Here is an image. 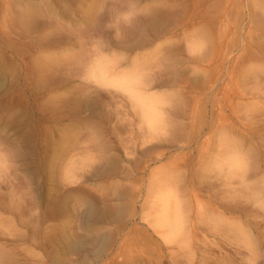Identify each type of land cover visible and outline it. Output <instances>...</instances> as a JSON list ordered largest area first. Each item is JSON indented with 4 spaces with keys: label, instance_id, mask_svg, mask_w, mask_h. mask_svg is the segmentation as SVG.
Masks as SVG:
<instances>
[{
    "label": "rangeland",
    "instance_id": "rangeland-1",
    "mask_svg": "<svg viewBox=\"0 0 264 264\" xmlns=\"http://www.w3.org/2000/svg\"><path fill=\"white\" fill-rule=\"evenodd\" d=\"M0 264H264V0H0Z\"/></svg>",
    "mask_w": 264,
    "mask_h": 264
}]
</instances>
